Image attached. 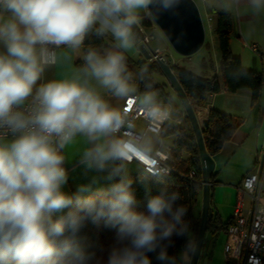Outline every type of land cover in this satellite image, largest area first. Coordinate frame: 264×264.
Returning a JSON list of instances; mask_svg holds the SVG:
<instances>
[{
  "label": "clouds",
  "instance_id": "9594fccd",
  "mask_svg": "<svg viewBox=\"0 0 264 264\" xmlns=\"http://www.w3.org/2000/svg\"><path fill=\"white\" fill-rule=\"evenodd\" d=\"M210 2L236 18L246 17L247 36L264 23V0ZM182 3L0 0V264H87L76 241L87 217L105 218L118 239L127 242L112 249L107 264H151L147 253L158 248L157 259L164 264H187L188 254L195 253L196 242L183 220L187 207L177 204L182 199L178 191L164 189L150 197L147 213L133 209L135 196L126 178L98 198L61 191L67 180L62 150L77 138L88 145L81 160L88 168L103 170L116 163L110 176L126 174L134 159L155 160L164 149L160 125L171 122L190 101L178 104L175 94L161 98L148 66L130 71L126 54L136 48V28L144 18L178 15ZM90 33L110 36L111 46H86ZM77 57L84 63L70 75L43 81L47 69ZM226 70L234 81L248 75L245 67ZM106 94L134 103L145 125L139 127L135 115L114 106ZM5 132L12 134L10 139ZM73 203L74 210L53 220L54 213ZM174 234L189 237L178 258L169 256L164 244Z\"/></svg>",
  "mask_w": 264,
  "mask_h": 264
},
{
  "label": "trees",
  "instance_id": "16d2710c",
  "mask_svg": "<svg viewBox=\"0 0 264 264\" xmlns=\"http://www.w3.org/2000/svg\"><path fill=\"white\" fill-rule=\"evenodd\" d=\"M214 21L213 33L217 41L220 56L218 67L226 90L228 92H235L240 89H248L251 92L252 101L257 100L260 96L262 87H264V73L257 72L253 69H247L248 75L246 77L238 81H234L230 78L226 70L227 68L242 67L239 58L233 56L230 50V38L234 34L232 18L230 14L224 11H217L214 13ZM140 24L145 28L150 27L148 18H144ZM108 41H110L108 37L99 38L94 33H90L86 36L84 44L86 46L93 45L105 49L110 46ZM83 63L84 61L82 59L75 62L77 67L81 66ZM127 64L129 70L133 72H137L142 65H147L149 74L155 82L154 87L160 92L161 98L167 97L170 94L167 90V84L157 81L154 78L155 73H162L155 61L147 63L143 60V57H139L136 60L127 57ZM169 65L192 106H203L210 93H217L220 91V83L217 74L209 77H202L179 67L176 63H169ZM137 85L140 92L145 90L142 82L137 81ZM240 124L241 120L239 118L232 117L215 108L210 109L207 120L201 126V133L207 153L211 156L217 153L224 142L232 138ZM162 129L163 138L174 137L173 142L169 146V163L177 173H182L185 176L189 170H193L194 176L191 179L187 177L180 178L177 173H172L169 177H162L159 175H152L143 170L125 175L118 174L113 175V184L111 186L93 191L83 198H98L109 194L114 184L126 178L131 180L130 187L135 196L133 209L137 212L147 213V203L150 197L158 195L164 189H167L168 192L178 191L182 199L177 201V204H182L187 207V212L183 220L188 223L191 237L195 240L199 218L194 216L192 204L197 201L202 189L199 153L195 137L189 123H185L184 117L178 124L165 122L162 125ZM210 200L211 194L209 196V203ZM75 207V203L68 206L65 208V213L63 215L74 210ZM52 218L53 220H57L59 216H56L54 213ZM229 223L230 220L224 222L219 217L217 218L213 215L207 223L206 231L215 236L220 231H225ZM68 235H70V233L66 232L65 236ZM188 239V235L174 234L170 241H164V244L167 245L168 255L178 258L180 251L185 249ZM76 241L78 246L88 257L87 264H107L112 249L122 247L127 243L126 241H120L118 239L117 229L108 225L105 218L94 220L92 217H87L83 221L82 226L76 233ZM158 253L159 248L155 252L147 253L151 264H164V262L157 259ZM189 254L191 255V253Z\"/></svg>",
  "mask_w": 264,
  "mask_h": 264
},
{
  "label": "crops",
  "instance_id": "0c3cea01",
  "mask_svg": "<svg viewBox=\"0 0 264 264\" xmlns=\"http://www.w3.org/2000/svg\"><path fill=\"white\" fill-rule=\"evenodd\" d=\"M200 1L202 2L207 20L214 19L215 12L223 11L216 7L214 3H211L210 0ZM194 2L196 3V0H194ZM230 16L232 18L234 27V34L230 38L231 53L233 54V56L239 58L242 67L264 73V60H262L261 58V56H264V23H261L257 26V30L254 34H252L251 36H247L245 35L247 28V18H236L232 15ZM140 26L143 27L141 24ZM143 28L145 29V27ZM108 38L110 40L108 42L111 46L112 39L110 36ZM159 40L160 44L153 47L161 48L165 47L168 44V41L165 37L161 38L159 36ZM139 44V37L137 36V46L132 52L126 54L127 57L135 60L139 57H143V55L138 50ZM204 44L205 43L203 41V44L198 49L202 50L199 60L200 67L207 66L208 50L204 49ZM253 47L255 50L252 49ZM219 57V53H214V72L210 70H204V75L206 77H209L217 74L220 83V91L217 93H210L207 96L206 103L203 106L194 105L193 108L200 126H202V124L207 120L209 110L212 108H215L223 113H226L235 118H239L241 120V124L239 128L234 132L232 138L224 142L221 149L217 153L212 155V158L214 160V169L211 174L210 180V207L212 216L215 215V217H219L222 221L225 222L230 220L236 196V187L240 185L244 175L253 170L256 153L255 151L258 150L262 145H264V87H262L260 96L255 101H252L251 92L248 89H240L235 92H228L225 88L222 76L220 77L221 72L218 69ZM81 59L82 58L77 57L70 62L58 64L52 68L47 69L43 81L46 82L50 79L62 78L64 76L70 75L74 67H77L75 62ZM178 59L180 58H175V55L172 58L174 63L179 66ZM185 59L189 60L190 56L184 59L182 58L181 60ZM163 75V73H155L154 78L157 81L166 83L162 77ZM167 90L168 92H170V94L172 93V88L168 84ZM106 99H109L114 106H121L122 101H116L107 94ZM180 112L181 110H179L178 115L173 117L171 123H178L176 119L179 115H182L180 114ZM8 138L10 139V137ZM173 140L174 137H172L171 143L173 142ZM171 143L169 145H165L170 146ZM87 146L88 145L84 143L83 138H77L76 143L69 145L64 150H62L63 154L65 155V161L62 167H64V169L66 170L67 180L61 186V191L67 195L76 196L77 194H79L83 198L93 191L100 190L113 184V175L110 176V173L112 172V169L116 167V163L109 162L103 170L88 168L84 163L81 162L83 150ZM130 164H132V162H129L128 165ZM128 171L130 170H127V172ZM82 186H84L86 190H84L83 192H79L78 190ZM200 197L201 194L197 200H199ZM64 212L65 209H63L61 212L55 213V215L57 216L59 213L62 214ZM195 217L199 218L200 212ZM220 232L223 233L225 242V231L222 230ZM218 234H216L215 236H217ZM215 236L211 235L207 231L205 232L197 264H199L200 260L201 264H212L213 260H210V257L212 255L211 244ZM206 240L207 245L205 246L204 242ZM182 251H180L178 257L180 256ZM189 261L190 254H188L187 256V264H189ZM220 262L221 264H223V249L220 255Z\"/></svg>",
  "mask_w": 264,
  "mask_h": 264
},
{
  "label": "built area",
  "instance_id": "2783aa9c",
  "mask_svg": "<svg viewBox=\"0 0 264 264\" xmlns=\"http://www.w3.org/2000/svg\"><path fill=\"white\" fill-rule=\"evenodd\" d=\"M149 21V31H145L139 25L142 35L139 42L144 44L149 53V58L143 56V60L150 63L162 59L168 64H175L169 44L161 48L153 47L150 44V41L155 37L154 33L159 28L151 19ZM261 58L264 60V56ZM120 108L132 112L136 117V122L141 120L145 125L144 114L135 107L134 103L129 106L126 101H122ZM182 116L183 114L177 117L178 123L181 122ZM162 125H160L161 128ZM4 134L10 138L12 136L10 132ZM169 150V146L165 145L164 149L157 153V159L152 161L134 159L131 162H137L143 171L152 175L169 177L172 173H177L169 163ZM255 152L253 170L245 174L240 185L236 187L230 223L225 229L223 264H264V145ZM177 174L180 178L191 179L194 176V171L189 170L186 176L182 173Z\"/></svg>",
  "mask_w": 264,
  "mask_h": 264
},
{
  "label": "water",
  "instance_id": "95a60500",
  "mask_svg": "<svg viewBox=\"0 0 264 264\" xmlns=\"http://www.w3.org/2000/svg\"><path fill=\"white\" fill-rule=\"evenodd\" d=\"M153 22L158 26L162 33L166 34L165 38L172 49L182 56L191 55L192 53L196 52L203 44L205 35L204 26L198 6L194 0H183V3L178 10V15L164 13ZM136 33L139 38L142 36L139 25L136 28ZM181 33H183V36L179 43H177L176 37ZM167 35H171L172 39H167ZM138 50L145 58H149V53L146 50L144 44H139ZM156 63L167 78L169 85L175 91L180 101L185 99L189 100L176 75L170 68V65L162 59L157 60ZM183 109L185 116L189 120L197 144L202 177L201 210L199 225L195 236L196 251L195 253H191L189 261V264H197L206 232L207 223L212 217L209 196L211 184L210 176L214 169V160L212 156L206 151L201 133V126L197 121L193 106L191 103H189L187 106H183Z\"/></svg>",
  "mask_w": 264,
  "mask_h": 264
},
{
  "label": "rangeland",
  "instance_id": "374dc122",
  "mask_svg": "<svg viewBox=\"0 0 264 264\" xmlns=\"http://www.w3.org/2000/svg\"><path fill=\"white\" fill-rule=\"evenodd\" d=\"M196 4L199 7L201 17L203 18V23H204V30H205L204 43L206 44V45H204V49L208 50L207 51L208 52L207 66L206 67H204V66L200 67V65H199L200 54L202 53V50H197L196 52L189 55L190 56L189 60H186V59L181 60L182 58L184 59L188 56H182V55L177 54L172 49L171 46H169L170 47L169 49H170V53L172 55V58L174 57V55H175V58H180V59H178L179 66H181L182 68H184L186 70L193 72L196 75L203 77V76H205L204 70H210V71L214 72L215 67H214L213 55H214V53L218 54L219 52H218L217 41H216V38H215L214 33H213V27H214L213 25L215 24V21H214V19H211V20L206 19L205 12H204V9L202 6V2L200 0H196ZM145 30L149 31V29H147V28H145ZM158 32H161L160 29L158 30ZM158 32L154 33L155 39L150 41V44L152 46L160 44L159 36L157 35ZM218 69H219V67H218ZM162 77H163L164 81L169 85L168 80L165 77V75H163ZM220 77H221V75H220ZM171 94H175L177 96V94L175 93V91L173 89H172ZM179 102H181V101L178 98V104H179ZM180 110H181L180 114H183V117L185 118V123H189V120L185 117V112H184L183 107H180ZM175 124H178V123H175ZM137 125L139 127H143L144 123H143V121L138 120ZM189 125H190V123H189ZM171 140H172V137H165L164 138L165 144H168V145L171 143ZM127 170H130L127 172V174H129L131 172L133 173V172L141 171L142 167L137 162H132V164L127 166ZM121 175H124V173H121ZM200 209H201V197L199 198V200H197V202L192 204L193 214L195 216H197L200 212ZM64 213H62V214L59 213L57 216L60 217ZM204 245L205 246L207 245V240L204 242ZM223 245H224V236H223V233L220 232L212 240V244H211L212 255L210 257V260H213L212 264H221L220 255H221V251L223 249ZM199 264H201V260L199 261Z\"/></svg>",
  "mask_w": 264,
  "mask_h": 264
}]
</instances>
